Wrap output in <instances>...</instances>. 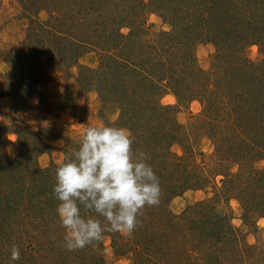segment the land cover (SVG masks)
Here are the masks:
<instances>
[{
	"label": "trees",
	"instance_id": "16d2710c",
	"mask_svg": "<svg viewBox=\"0 0 264 264\" xmlns=\"http://www.w3.org/2000/svg\"><path fill=\"white\" fill-rule=\"evenodd\" d=\"M143 1L145 0H138V4L143 6L145 4ZM153 1L151 0L152 4ZM35 2L40 4L38 12L48 13L51 6L57 8L61 3L60 0ZM97 3L100 4L98 8H105L104 2ZM140 6L137 5L134 11L140 14L134 13L136 17L142 16L141 12L138 13ZM195 7L201 13L192 23L193 14L190 13L194 12L192 9ZM179 8L187 15L180 18L176 16L177 20L172 23L174 31L158 32L153 41L151 38L149 41L142 39L152 35L145 21L135 20L130 23L128 27L132 30L130 36L121 33L124 20H129L127 18L119 19L113 25L105 27L112 28L111 36L117 34L119 37L112 46L105 43H98L97 46L94 41L89 43L86 38L72 37L67 33L50 29L58 34L57 37H65L69 45L78 46L80 50L92 47L102 52L100 66L81 68L78 83L85 91L95 88L100 93L104 105L108 101L104 98V93L109 92L115 97L114 103L121 111L119 123L116 125L130 132L134 151L143 152L149 157L147 162L159 178L160 203L142 210L138 218L139 223L131 234L120 238L114 234L116 253H120L121 256L132 254L130 256L133 264H196L191 255L195 252L194 248L192 247L193 252L190 251L188 254L179 248L181 243L209 247L211 260L215 262L222 248L230 242L228 235L235 232L226 218L219 215L206 218L207 212L203 204L196 208V217L185 215L178 217L166 207L171 197L193 188H202L204 179L201 174L185 172L181 173V177L168 183L167 177L174 176L172 172L175 170L180 171L185 165L182 163L186 158L172 151L173 146L183 143L184 132L183 127L173 118L176 108L162 105L161 100L165 95L174 94L179 101L178 108L191 100L204 99L208 111L216 115L218 113L219 118L220 112L226 110L227 115L232 116L233 125L240 126L250 134V138L244 135L247 140V143H243L246 153L253 154L255 159H261L264 155V101H261L264 95H258L259 90L255 88L257 79L248 69L250 67L244 64L248 70L246 68L235 70L236 79L239 78L240 81L237 79L238 84L233 82V87H230V84L227 86L226 92L232 95L228 99L225 91L222 88L216 90L211 82L193 83L200 71L194 53V41L202 34L210 36L215 32L222 44L227 43L230 46L239 44L241 47L247 41L249 44L264 42V0H189V2L182 0ZM52 14V17L57 16L56 12ZM86 14L82 13L79 17L80 14L76 11L75 16L77 15L80 26ZM244 32L248 34H244L243 37ZM231 36H235L239 43L234 39L236 44L232 43ZM134 37H137V40H134ZM79 54H75V59L71 58L70 66L78 63L76 60L81 56ZM6 55L14 56L16 63H9L18 74L11 87L10 96L14 100L16 110L25 112L29 109L28 99L41 96L38 86L46 78L41 62L44 55L35 52L29 56L20 52H9ZM247 84L248 88H245L244 85ZM53 131L54 129H50L36 134L26 130L25 134H28L27 137L30 135L34 142L32 146L17 133L19 156L15 159L1 151L7 143V136L4 135L0 139V264L104 262L102 255L104 246L100 240L75 251H68L64 246L66 230L61 226L56 213L59 202L52 196L55 170L58 166L44 170L38 164L40 155L53 144L52 141L55 139ZM71 146L75 149L78 144L73 142ZM68 155H71V152ZM261 175L263 173L249 166V169L239 174V179L242 180L243 176L244 181L238 182L237 188L245 192L242 186L244 183L248 186L254 185L253 188L258 187V183L262 181ZM252 198V193L249 198L245 197L248 205L249 201L253 202ZM257 198L258 195L254 197V201L264 205V193L259 194V199ZM83 213L81 211L82 215ZM24 219L28 222L24 223L26 222ZM100 219L103 221L102 217ZM146 232H149L147 236ZM109 234L113 236V233ZM138 236H142V240H139ZM13 245L20 250L18 261L10 258Z\"/></svg>",
	"mask_w": 264,
	"mask_h": 264
},
{
	"label": "rangeland",
	"instance_id": "374dc122",
	"mask_svg": "<svg viewBox=\"0 0 264 264\" xmlns=\"http://www.w3.org/2000/svg\"><path fill=\"white\" fill-rule=\"evenodd\" d=\"M35 1L0 0V139L4 135L7 136V143L1 151L11 159L18 158L17 133L32 146L34 142L30 135L27 137L26 130L41 134L54 129L55 139L51 148L38 159L42 169L51 170L65 162V155L71 152L72 143H77L83 134L82 125H98L102 122L117 126L121 111L114 103L115 97L109 92L104 93V98L108 100L104 105L100 93L95 88L85 91L78 83L81 68L100 66L102 52L91 46L88 50H80L78 46L69 45L65 37H57L58 34L50 29L72 37L86 38L89 43L94 41L97 46L98 43L112 46L119 37L117 34L111 36L112 28L105 27L113 25L119 19L130 20H124L125 24L120 30L125 36H130L132 31L128 28L130 23L135 20L145 21L152 35L142 39L149 41L151 38L153 41L158 32L172 33V23L177 20L175 17L180 18L187 14H184L183 7L179 8L182 0H154L153 4L151 0H145L143 2L146 5L143 6L138 4V0H60L57 8L50 7L49 13L38 12L40 4ZM98 1L104 2L105 8H98ZM137 5L140 6L138 13L141 12V17L134 15L137 14L134 12ZM184 9L186 11V8ZM76 11L80 14L79 17L82 13H87L81 26L77 22ZM52 12H56L59 19H55L57 16L52 17ZM192 12L190 14L193 16L190 18L194 23L201 11L195 7ZM214 33L210 36L202 34L194 41V53L200 71L193 83L211 82L216 90L222 88L228 99L232 95L226 92L227 86L230 84V87H233V82L238 84L240 81L239 78V81L236 79L235 70L247 69L244 65L247 64L257 79L255 88L259 90L258 95H264V42L249 44L247 41L240 47L233 41L236 40L235 36H231L230 41L236 45L230 46L227 43L222 44ZM244 34L248 33L244 32L243 37ZM134 40H137V37H134ZM9 52H20L28 56L33 52L44 55L41 62L46 78L38 86L41 96L28 99L29 109L25 112L16 110L14 100L10 96L11 87L18 74L9 63H16L14 56H5ZM75 54L81 56L76 60L78 63L74 64L75 66H70L71 58L75 59ZM244 87L248 88V84ZM261 101H264V98L261 97ZM161 103L176 108L173 118L183 127L184 132L183 143L173 146L172 151L186 158L182 163L185 165L180 171H173L174 176L167 177L168 183L185 172L201 174L204 179L202 188H193L171 197L166 207L178 217H196V208L203 204L207 212L206 218L217 215L226 218L235 231L234 234L228 235L230 242L222 248L215 262L211 260L209 247L181 243L179 248L189 254L193 252V247L195 252L191 255L196 264H264V205L254 201L256 195L259 199V194L264 193V155L260 156L261 159H255L253 154L246 153L243 143H247V140L244 135L250 138V134L240 126H234L232 116L227 115L226 110L220 112L219 118L218 113L216 115L208 111L204 99L191 100L178 108L179 101L172 93L165 95ZM249 166L263 173V185L261 181L258 187L253 188L254 185L248 186L244 183L242 186L245 194L237 186L238 182L244 181L243 176L242 180L239 179V174L249 169ZM251 193L253 202L249 201L248 205L245 197L249 198ZM81 211L84 212L83 209ZM27 222L28 220L24 223ZM109 233L113 232H105L100 240L104 246L102 264H133L132 254L121 256L114 249V234L120 238L128 236L129 233L116 232L113 236ZM145 234L147 236L149 232ZM141 238L142 236H138L139 240Z\"/></svg>",
	"mask_w": 264,
	"mask_h": 264
},
{
	"label": "clouds",
	"instance_id": "9594fccd",
	"mask_svg": "<svg viewBox=\"0 0 264 264\" xmlns=\"http://www.w3.org/2000/svg\"><path fill=\"white\" fill-rule=\"evenodd\" d=\"M82 126L78 147L56 168L52 188L68 251L101 240L105 232L131 234L142 210L157 206L161 196L160 181L147 162L149 157L134 151L127 129L102 122ZM10 258L20 259L15 245Z\"/></svg>",
	"mask_w": 264,
	"mask_h": 264
}]
</instances>
